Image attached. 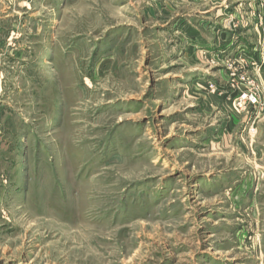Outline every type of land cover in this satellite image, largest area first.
Wrapping results in <instances>:
<instances>
[{
    "label": "rangeland",
    "instance_id": "374dc122",
    "mask_svg": "<svg viewBox=\"0 0 264 264\" xmlns=\"http://www.w3.org/2000/svg\"><path fill=\"white\" fill-rule=\"evenodd\" d=\"M0 264H264V0H0Z\"/></svg>",
    "mask_w": 264,
    "mask_h": 264
},
{
    "label": "crops",
    "instance_id": "0c3cea01",
    "mask_svg": "<svg viewBox=\"0 0 264 264\" xmlns=\"http://www.w3.org/2000/svg\"><path fill=\"white\" fill-rule=\"evenodd\" d=\"M224 35H225L226 37H227V36H230V34H228V33H225ZM225 36H224V37H225ZM226 37H225V39H226ZM220 46H221V47H223V46L225 47V46H226V43L224 44V43L222 42V45H220Z\"/></svg>",
    "mask_w": 264,
    "mask_h": 264
}]
</instances>
